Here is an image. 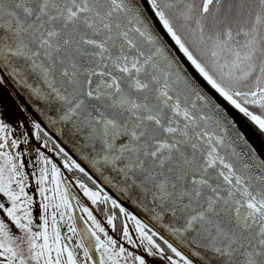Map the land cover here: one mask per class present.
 Wrapping results in <instances>:
<instances>
[{
	"label": "snow or ice",
	"instance_id": "1",
	"mask_svg": "<svg viewBox=\"0 0 264 264\" xmlns=\"http://www.w3.org/2000/svg\"><path fill=\"white\" fill-rule=\"evenodd\" d=\"M5 93L0 264H264V0H0Z\"/></svg>",
	"mask_w": 264,
	"mask_h": 264
},
{
	"label": "water",
	"instance_id": "2",
	"mask_svg": "<svg viewBox=\"0 0 264 264\" xmlns=\"http://www.w3.org/2000/svg\"><path fill=\"white\" fill-rule=\"evenodd\" d=\"M13 98V97H12ZM13 100L15 101V103L19 104L24 102V98L21 97H17V98H13ZM236 111V115L237 118L245 125V127L249 130V134L253 136V139L256 140V142L259 144L260 143V138L258 135H254L252 132V126L250 124V122L247 121V118L243 117L242 114H239L237 110Z\"/></svg>",
	"mask_w": 264,
	"mask_h": 264
},
{
	"label": "rangeland",
	"instance_id": "3",
	"mask_svg": "<svg viewBox=\"0 0 264 264\" xmlns=\"http://www.w3.org/2000/svg\"><path fill=\"white\" fill-rule=\"evenodd\" d=\"M0 100H3V103L7 105L8 108H12L14 106H18L17 103H15V101L13 100L12 96L8 95V94H3L0 95ZM11 112H9V119H11Z\"/></svg>",
	"mask_w": 264,
	"mask_h": 264
},
{
	"label": "flooded vegetation",
	"instance_id": "4",
	"mask_svg": "<svg viewBox=\"0 0 264 264\" xmlns=\"http://www.w3.org/2000/svg\"><path fill=\"white\" fill-rule=\"evenodd\" d=\"M2 101H3V100H0V103H2ZM7 115H8V114H7ZM73 190L75 191V189H73ZM81 196H82V193H81ZM82 199L84 200L85 203H89V206H90V207H93V211H94V212H97V211H98V210L95 208V206H92V205L90 204V202H89L86 198H84V197L82 196ZM77 211H79V210H77Z\"/></svg>",
	"mask_w": 264,
	"mask_h": 264
}]
</instances>
